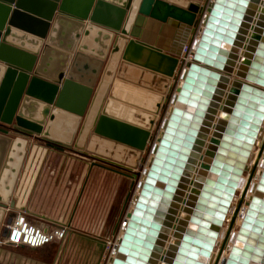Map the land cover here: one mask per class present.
<instances>
[{"label":"water","instance_id":"obj_1","mask_svg":"<svg viewBox=\"0 0 264 264\" xmlns=\"http://www.w3.org/2000/svg\"><path fill=\"white\" fill-rule=\"evenodd\" d=\"M201 1L0 0V123L15 126L23 135L12 138L0 131V228L6 213L15 206L12 195L30 137H41L47 147L60 152L64 148L55 142L72 146L97 162H110L114 169L120 164L137 168L150 140L154 116L174 77L178 57L195 35L196 15L206 8L208 15L200 18L199 25L204 27L198 28L199 39L192 41V62L181 70L177 94L170 96V103L178 107H173L160 124L163 131L158 144L151 147L153 158L140 195L131 196L133 209L122 219V234L112 247L117 257L109 259V264H204L197 259L208 257L214 247L212 238L217 235L216 231L206 230L208 220L213 215L216 219L222 217L221 206L230 202L245 170L250 146L261 133L264 92L258 87L264 86V15L253 19L257 0H207L205 7L199 8ZM260 12H264V2ZM145 18L178 28L171 49L148 44L134 33ZM250 26L252 42L240 51L236 46L243 42ZM237 28L238 37L231 40L229 32ZM253 43H257L256 47ZM226 44L235 45L231 52L222 48ZM238 52L242 57L236 55ZM221 57L226 58L223 66ZM195 63L221 71H210ZM231 74L235 80L228 95L235 96L227 95L222 101L220 95ZM209 95L211 100L203 102L202 98ZM220 102L223 105L219 117L227 120L215 118L214 106ZM181 104L193 105L198 111L186 112L179 108ZM125 110L131 118L122 113ZM210 127L212 137L200 167L218 175L215 180L196 177L190 191H198L199 197H189L184 211L186 219L197 226L195 230L188 229V224L173 227L175 210L171 205L158 232L149 224L161 216L163 219L166 213L158 205L163 200L157 198L168 197L167 187L172 172L178 171L182 153L192 149L191 155H197ZM216 145L219 148L215 149ZM263 150L264 141L248 183ZM187 172L180 177L181 182L188 180ZM118 173L132 179L138 176L122 170ZM156 181L167 184L160 189L154 186ZM256 189L264 192V167ZM243 198L244 193L226 239ZM174 202H178L176 197ZM247 206L235 235V240L244 244L242 248L233 246L222 264L256 261L258 253L254 249H264V195L252 197ZM7 214L6 223L11 220ZM170 232L172 237L167 239ZM5 234L3 229L2 237ZM226 239L214 264L219 262ZM258 263L264 264V254Z\"/></svg>","mask_w":264,"mask_h":264},{"label":"crops","instance_id":"obj_2","mask_svg":"<svg viewBox=\"0 0 264 264\" xmlns=\"http://www.w3.org/2000/svg\"><path fill=\"white\" fill-rule=\"evenodd\" d=\"M134 33L148 44L169 50L178 36V28L145 18ZM49 60L50 68L51 59ZM14 137L17 136L12 138ZM55 143L58 147H63L64 151L47 147L46 142L39 137L30 140L27 152H34L33 148L37 146L36 153L42 150V154L57 159L65 158L66 154L81 153L67 145ZM105 163H86L87 177L80 180H77V177H62V161L54 165L39 161L30 165L23 163L12 195V198H15V206L7 213L11 215V219L24 215L32 225L43 230L62 226L66 228L67 233L64 240L39 249L0 246V264H98L105 243L113 240L116 231L119 233L120 209L129 182L128 177L118 173L122 167L116 165L117 169H114L110 162ZM49 172L53 177L47 176ZM107 173L111 177H103ZM66 184L67 189L72 187L73 190L76 187L72 200L71 192L69 195L63 194ZM67 189L66 191H69ZM7 213L2 225H5Z\"/></svg>","mask_w":264,"mask_h":264},{"label":"bare ground","instance_id":"obj_3","mask_svg":"<svg viewBox=\"0 0 264 264\" xmlns=\"http://www.w3.org/2000/svg\"><path fill=\"white\" fill-rule=\"evenodd\" d=\"M204 1L205 0H202L199 3V8H201L200 6L203 7ZM212 1L213 0H211V3H212ZM263 2H264V0H257V2H256L257 8L254 11V17H253L254 20H257L259 18V15H264L263 14L264 12H262V13L260 12V8L263 6ZM204 13H205L206 16L208 15V12L206 13V11H204ZM199 27H201V29H202L204 27V24L199 25L198 28ZM239 30H240V28H239ZM239 30L237 28L236 31L229 32L230 33L229 37L231 38V40H233V38H234V41L237 39L238 34H239ZM252 32H253L252 27L251 26L248 27V29L246 30L247 35H245L243 42H241L239 44V46H236L237 48L240 49V51H244L245 46L246 45L249 46V42L250 43L252 42V38L249 37L250 33H252ZM198 33H199V31H198ZM199 34L197 35L195 33V35H193V37L191 38V42L189 44L185 43V45H189V46H185L184 45V47H187V48L189 47L190 48V49H188L187 53H184L183 49H182V54L181 55H182V58L185 59V61L183 62L182 69L187 68L186 67L187 64L192 62V53L194 51V46H193L192 41L195 40L197 42L198 39H199ZM190 37H191V35H190ZM256 45H257V43H253L254 47H256ZM234 46H235L234 44H226V45L222 46V48H224L227 51L231 52L232 48ZM189 50H191V51L189 52ZM236 55L238 57H242L241 53H239V52ZM221 59L222 60H221L220 63H221V66H223L225 64L224 61H226V58L225 57L224 58L221 57ZM195 64L197 66H199V67H202V68H205V69H209L210 71L216 72L215 69L221 71L220 68L206 67L205 65H203V63H195ZM236 65H237V63L235 64V67H234L233 71H235ZM228 78H229L228 83H226V86H225L226 90H224L222 92V95H220V98L222 99V101H224L226 99V96L229 93L228 89L230 88L232 81L235 80V76H234V74H231V75H228ZM236 81H238V80H236ZM170 84H171V81L169 83V86H170ZM250 85H252V84H250ZM252 86H254V85H252ZM258 88H260V91L264 92V86L263 85H260V87H258ZM169 89H170V87L167 88V92H168ZM175 94H177V92H175ZM165 95H164V97H165ZM231 96H235V95L230 94V95L227 96V98L231 97ZM209 97H210V95L208 96V98L203 97L202 98L203 102L208 103V99L211 100ZM202 105H203V103H202ZM222 105L223 104L220 102L216 106H214L215 109H216L215 118H217V119L218 118L219 119L222 118V119L227 120V118H223L221 116L219 117V115L221 113ZM173 107H178V106L174 102H172L170 104V106H169V112L167 114V117H168V115H169V113H170V111H171V109ZM179 108H182L184 111L190 112L192 114L194 113L195 110L198 111L197 107H195L193 105L187 106L186 104L185 105L181 104V107H179ZM122 113L126 117L129 116L128 118H131V116H132L131 113H129L127 110L123 111ZM201 114H202V112H201ZM167 117H166V119H167ZM197 118H199V117L197 116ZM214 124H215V121H214ZM196 130L197 129H194L193 131L195 132ZM162 131L163 130H161L160 132L162 133ZM212 132H213V129L210 127L209 130H208V133L206 135L207 137L205 139V142H204L202 148L199 150V153H197V155L195 154L194 156H192L191 155V153L193 152L192 149H187V150L185 149L186 153H182V161L179 160V164L180 165L177 166V168H176L178 171L172 172L173 178L170 180V184L168 185L167 191H166V194L168 195V197H163V198L162 197H158L157 198V200H160V199L163 200V202H161V203L158 202V205H160V207H161L160 209H162L161 210L162 213L163 212L164 213L166 212V213L163 214V215H165L163 219H162V216H161L160 219H158L155 223H153V221H150L149 224L153 225L156 229H158V232H159V230L161 228H163L162 225L164 223V220L167 219V211L171 208V205H172V209L175 210L174 218L172 220L173 227H182V226L188 224L189 225L188 229L195 230V227L197 225H194V224L192 225V223H190V221L186 219L187 217H185L184 211H185V208L187 207L186 203H187L189 197H196V198L199 197V192L198 191H194V190L190 191L191 187L194 186L193 183L196 180V177H202L203 179L204 178H210L212 180H215L216 176L218 175V174H214V173L210 172L209 170H202V168L200 167V163L202 162V158L204 157V152L206 151L207 146L210 143L209 140L212 137ZM260 132L261 133L256 136L254 144L252 146H250L249 158H247V160L244 162L245 170L239 177V183L236 184V186L234 187V194H233L230 202H228L227 205L221 206L222 211H220V213L222 214V217L219 218V219H216L215 216L213 215L210 218V219H214L217 223L212 222V220H210V219L208 220V222H210V224H207V225H209V227L206 228V230L216 231L217 235H216V237L212 238V243L214 244V247H213L212 251H210V253L208 254V257H204V256H201V257L199 256L198 257L197 260L199 262H201V263H204V264H214L215 263V260H216V257H217V251L220 248V246L222 245L223 240L226 239L225 238V236H226L225 234H226V231H227L228 224H229L230 220L232 219V217L234 215V211H235V208H236V200L239 198V195L243 194V193H244V199H245L244 201H246L247 204L246 205L242 204L241 208L236 213V217H235V220H234L235 224L233 225V226H236V229H235V231H232L230 233V236L226 239L227 241L225 243V246H224V249L222 251V254H221V257L219 259L218 264H222V260H225L227 258L228 254L230 252V249L233 246H237L238 248H242V246L244 244V242H242V241H236L235 240V235L237 234V231H238V229L240 227V224H241L242 219L244 217L245 211H246V209L248 207L247 205L250 202V199L252 197L262 198V195H264L263 191L256 189V184H257L259 175H260V173H261V171H262V169L264 167V150H263V152L261 154V157H260V159L258 161V165L256 166V170H255V174L253 176V179H251V181L249 183L247 182V175L250 173V171L253 168V165H254L255 160L257 158V155H258V148L261 146V144L264 141V120H263V122L261 124ZM155 144H158L157 141L155 142ZM217 148H219L218 145H216L215 149H217ZM150 156L151 157L149 159L148 164L143 169L144 172L141 173L142 174L141 175V179L139 180L140 181L139 182L140 186H138V188H136V190H135L136 191V193L134 194L135 198H138L139 195H140L139 192L142 189V185L144 184V180H145V178L147 176V172L149 171V166H150L151 160L153 158V153H151ZM188 164H190L192 167L191 168L187 167ZM185 170H186V172L188 171L187 172V179L188 180H186V182L184 183V182H181V178L180 177L183 175ZM166 184L167 183L159 184L156 181L154 186H156V187H158L160 189H163ZM181 185H183V186H181ZM181 187H183V188H181ZM178 189H180L179 192H177ZM227 196H228V194H225V197H227ZM175 197H176V200L178 199V202H174ZM171 198H172V202H171ZM133 201L134 200H132L130 202V211H129V213H131V210L133 209ZM217 205H218V203L215 204V207H217ZM215 210L216 209H214V211ZM201 215H202V213L200 214V217H198V218L201 219ZM127 219L128 218H126V220ZM172 233H173V228H172ZM121 234H122V230L120 229L119 235H121ZM171 235L172 234L170 232V234H168V236H167L168 237L167 239L172 237ZM204 236L207 237V235H204ZM205 239H211V238H205ZM262 242L264 243V241H262ZM166 249H167V246H165V251H166ZM254 250L258 253L256 255V261H251L250 259H247L246 260V264L247 263L248 264H259L258 262H260V259H261L262 255L264 254V249L255 248ZM114 256L117 257V255L112 254V257H114ZM160 262H161V259H160V261H158V263H160Z\"/></svg>","mask_w":264,"mask_h":264},{"label":"rangeland","instance_id":"obj_4","mask_svg":"<svg viewBox=\"0 0 264 264\" xmlns=\"http://www.w3.org/2000/svg\"><path fill=\"white\" fill-rule=\"evenodd\" d=\"M206 3H207V0L204 1V4H203L204 7H205ZM204 11H206V8L203 11H201V13L197 14V19H196V22L194 24V31H195L196 34L198 33V26H199V23H200V18L204 14ZM180 72H181V68L179 67L178 71L176 72V75H174L173 79L171 80L170 89L168 90L167 94L165 95L164 100L161 103V106H160V108L158 110V113H156L155 116H154V124H153L151 132H150V140H149L144 152L140 156V160L138 162L137 168L136 169H132L130 167H127V166H124V165H121V164L119 165L120 167H122L119 170L120 171L121 170L124 171V173H128V175H131L132 173H138V176L136 178H133V179L129 178L128 185H126L127 194H126L125 199L123 201L122 209H120L121 210L120 211L121 212V217H120V220H119L120 224H121L122 219L125 217L126 213H128L130 211V198H131L132 195H134L136 193L135 190L137 188L138 183L140 182L139 180L141 179V175H142L141 173H142L144 167L148 164L149 159L151 157L150 156L151 155V147L153 146V143H155L157 141V138L159 137V133L161 131L160 130V124H161L162 120L166 118V115L169 112L170 96L173 95L176 92L175 90L178 87V80H179L178 77H179ZM36 147L33 148V149H35L34 152H33V150H31L29 152V154H28V152H26V155H25V158H24V164L26 162L27 165H30L34 161L35 162L39 161V162H47L48 164L54 165V163L62 161L63 164H64L63 165L64 170H62L60 174L65 179L77 177V180H80L82 178L87 177V175H86V165L85 164L86 163L89 164L91 161H96L97 162V160L95 158H93L92 156H90L88 154H85L84 151H81V153L75 152V155L66 154L65 158L61 159V157H59L57 159L56 157H51V156H48L46 154L45 155L42 154L43 153L42 150H40L38 153H36V150L38 151V149ZM43 147L45 148V146H43ZM68 147H70L71 149H74L72 146H68ZM258 152H259V148H258ZM69 157H71V158H69ZM72 158H74L76 160L74 161ZM99 162L102 163V164L105 163V162H101L100 160H99ZM72 163H73V165H72ZM254 174H255V172H254ZM254 174L252 175L251 179H253ZM47 176L53 177L52 175H50V172L48 173ZM108 176L111 177L109 173H107L106 175H103V177H108ZM250 176H251V171L247 175V182L249 181ZM251 179H250V181H251ZM67 188H68V185L66 184L65 185V191L63 192V194L69 195L70 192H71L70 195H71V200H72L73 196L76 194V187H74L73 190H72V187H70V189H67ZM66 189L69 190V191H66ZM127 197H128V199H127ZM241 197H242V194H240L239 198L236 200V206L238 205ZM244 200L245 199L243 198L242 204L246 203V201H244ZM242 204H241V206H242ZM241 206H240V208H241ZM6 222H7V220L5 221V223ZM230 223H231V220H230V222L228 224L227 230L229 228ZM234 224H235V222L233 223V225ZM233 225H232V228L230 230V233L232 231H235V229H236V226H233ZM4 226L5 225H1L0 237L2 236V232H3ZM118 236H119V233H118V231H116V233L113 236V240L112 241H115L116 237H118ZM104 252H105V247H104V250H103V254H104ZM103 254H102L100 260L98 261V263L105 264V262L102 261Z\"/></svg>","mask_w":264,"mask_h":264},{"label":"built area","instance_id":"obj_5","mask_svg":"<svg viewBox=\"0 0 264 264\" xmlns=\"http://www.w3.org/2000/svg\"><path fill=\"white\" fill-rule=\"evenodd\" d=\"M188 49L190 48L184 47L183 52L187 53ZM190 51L191 50H189V52ZM184 61L185 59L182 58V55L178 57V65L175 69L174 75L176 74L179 67L181 68V70H183L182 66ZM0 131L6 133L9 136H23L20 130L12 125H5L0 123ZM30 138V140L34 139V137ZM4 229L6 230V234L5 236L0 237V246H23L30 249H39L50 243L60 242L64 240L67 233L66 228L62 226L53 227L50 230H43L39 227L32 225L24 215L15 216L8 223H5ZM114 244H116V241L112 240H109L105 243V252L103 254L102 259L105 264H109V259L112 257L111 255L113 254L112 247L114 246Z\"/></svg>","mask_w":264,"mask_h":264},{"label":"snow or ice","instance_id":"obj_6","mask_svg":"<svg viewBox=\"0 0 264 264\" xmlns=\"http://www.w3.org/2000/svg\"><path fill=\"white\" fill-rule=\"evenodd\" d=\"M251 110V109H250ZM262 111H264V108L261 109Z\"/></svg>","mask_w":264,"mask_h":264}]
</instances>
